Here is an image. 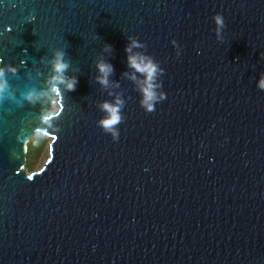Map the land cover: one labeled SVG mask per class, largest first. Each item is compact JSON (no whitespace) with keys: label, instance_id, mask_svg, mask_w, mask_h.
Instances as JSON below:
<instances>
[{"label":"water","instance_id":"95a60500","mask_svg":"<svg viewBox=\"0 0 264 264\" xmlns=\"http://www.w3.org/2000/svg\"><path fill=\"white\" fill-rule=\"evenodd\" d=\"M130 36L164 69L151 113L122 76ZM57 49L76 90L23 101ZM100 58L119 88L96 82ZM5 66L0 264H264V0H0ZM110 91L118 140L97 124ZM37 135L49 156L27 171Z\"/></svg>","mask_w":264,"mask_h":264},{"label":"clouds","instance_id":"9594fccd","mask_svg":"<svg viewBox=\"0 0 264 264\" xmlns=\"http://www.w3.org/2000/svg\"><path fill=\"white\" fill-rule=\"evenodd\" d=\"M213 19L216 26V36L218 39H221V32L225 28L224 18L222 15L217 14ZM128 39L130 42L125 47L124 51L127 54V66L131 71L122 73V76L137 85V89L141 96L139 101L140 106L146 112L151 113L155 111L157 103L166 99V94L160 90L162 84L159 81V77L164 74V69L161 68L151 56L142 52L133 51L134 49L145 48L146 45L134 37L130 36ZM105 51H111V46L106 45ZM65 56L66 52L63 49H57L54 51L53 58L49 61L51 64L52 75L47 80L48 88L42 92L30 89L23 94V101H26L29 104H35L40 101L42 96L47 95L48 93L62 99L65 92L76 90L78 78L76 76L66 75L71 67V62L66 60ZM95 66L98 72L95 79L102 88L109 89L120 87L118 81L110 80V77L114 75L115 71L114 66L110 62L100 58L97 60ZM15 72L16 69L12 66L0 67V100H15L17 98L6 75V73L14 74ZM257 87L260 90H264V73H261ZM108 95L112 96L113 100H104L99 103L98 108L104 115L98 120L97 124L105 133L110 134L113 140H118L120 135L119 125L124 120L122 112L126 101L121 93L110 91L108 92ZM49 118L50 117L45 116L43 119L47 122Z\"/></svg>","mask_w":264,"mask_h":264},{"label":"rangeland","instance_id":"374dc122","mask_svg":"<svg viewBox=\"0 0 264 264\" xmlns=\"http://www.w3.org/2000/svg\"><path fill=\"white\" fill-rule=\"evenodd\" d=\"M50 142L51 139L49 137L37 135L28 143L30 156L27 153V171H37L44 165L49 156Z\"/></svg>","mask_w":264,"mask_h":264},{"label":"trees","instance_id":"16d2710c","mask_svg":"<svg viewBox=\"0 0 264 264\" xmlns=\"http://www.w3.org/2000/svg\"><path fill=\"white\" fill-rule=\"evenodd\" d=\"M28 154H29V156H30V152H29V150H28ZM29 164H31V163H29Z\"/></svg>","mask_w":264,"mask_h":264}]
</instances>
